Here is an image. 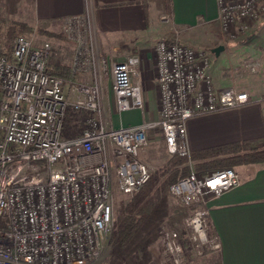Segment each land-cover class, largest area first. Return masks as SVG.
<instances>
[{"label": "built area", "instance_id": "2783aa9c", "mask_svg": "<svg viewBox=\"0 0 264 264\" xmlns=\"http://www.w3.org/2000/svg\"><path fill=\"white\" fill-rule=\"evenodd\" d=\"M86 2L85 14L67 18L64 27L66 36L78 45L72 74L81 63L107 61L82 45L87 34H96ZM217 4L228 42L247 37L264 21V0H217ZM155 56L158 121L112 127L103 115L100 68L91 81H73L66 89V78L50 70L49 42L36 44L20 34L11 58L0 49V264H88L97 259L113 231L115 188L134 195L151 179L141 151L155 125L161 127L169 154L188 160L190 173L169 190L181 204L199 205L188 224L200 255L222 248L219 235L208 234L210 203L238 187L240 175L234 167L198 172L187 122L257 100L236 78L258 73L264 58L248 55L230 65L227 74L232 83L218 88L207 50L161 38ZM140 64V55L133 53L111 66V89L119 111L144 107ZM258 100L264 101V94ZM70 109L87 113L86 126L77 135L65 136ZM164 243L174 264H189L181 259L177 232L165 231Z\"/></svg>", "mask_w": 264, "mask_h": 264}, {"label": "crops", "instance_id": "0c3cea01", "mask_svg": "<svg viewBox=\"0 0 264 264\" xmlns=\"http://www.w3.org/2000/svg\"><path fill=\"white\" fill-rule=\"evenodd\" d=\"M87 4L86 0H33L34 16L51 24L84 15ZM89 4L106 51L115 52L118 60L131 53L142 55V86L158 81L152 48L159 38L204 46L213 58L218 88L232 83L227 74L230 65L248 55L264 58V21L247 37L228 42L218 19L217 0H89ZM164 15L169 17L167 26L160 23ZM220 45L225 48L217 54L214 49ZM236 82L257 100L190 118L187 132L192 155L264 137V101L258 100L264 94V63L258 73L240 76ZM128 118L115 127L136 124ZM236 170L240 185L210 203V236L219 235L222 248L206 249L200 264H264V162L237 165ZM186 248L192 249V244Z\"/></svg>", "mask_w": 264, "mask_h": 264}, {"label": "rangeland", "instance_id": "374dc122", "mask_svg": "<svg viewBox=\"0 0 264 264\" xmlns=\"http://www.w3.org/2000/svg\"><path fill=\"white\" fill-rule=\"evenodd\" d=\"M0 19L6 21L0 22V49H8L9 35L7 21L26 23L30 29L17 34L16 37L24 34L32 38L36 44L50 43V63H64L70 66V75L63 76L68 82L66 89H69L70 83L73 81H91L94 70L100 68L104 92L103 115L110 126L115 127L127 115H129L128 119L135 123L158 121V81L154 79L149 80L143 86V109L128 110L132 112L127 113L126 111H119L115 107L114 95L111 89V66L115 61H118V57L115 52H108L103 48L97 31L95 35L94 32L91 33V36L87 34L85 36L86 40L82 45L85 46V49L92 48L95 54L105 56L107 61L100 65L97 61L81 63L79 69L75 70L74 74H72L71 67L78 45L76 41L69 39L64 32L66 19L51 24L41 22L34 16L33 0H0ZM160 23L164 26L168 25V22L163 19H160ZM14 41L15 38L13 44ZM155 45L152 48L154 52ZM190 46L196 49H205L202 45ZM135 54H139L142 57L140 53ZM240 86L242 87V85ZM86 118L87 113L85 111L70 109L67 112L65 120V136L79 134L86 126ZM147 134L149 142L142 149L141 158L148 164L151 170V179L134 195H124L117 187L115 188L114 223L118 220L119 216L125 213V209L130 203H136L137 201L139 203L137 204L138 206L149 207V210L146 211L134 234L124 245H119L116 241L112 240L114 229H116L113 225L112 233L104 241L101 255L88 264H174L173 258L167 252L164 243V232L169 230L179 234V242L183 249L181 255L182 261L189 264H200V256L202 255H200V249L197 248L192 239V231L188 224L190 216L199 205H183L170 193V185L166 183L169 173H165L167 171L165 166L168 161L174 159V156L170 155L167 151L160 126L155 125L148 130ZM227 167L237 169V166ZM195 169L198 172L204 171L198 168ZM180 176L178 175L177 178ZM208 234L210 235L209 230ZM189 243L192 244L193 248L187 250L186 246ZM190 252H193V254L191 255Z\"/></svg>", "mask_w": 264, "mask_h": 264}, {"label": "trees", "instance_id": "16d2710c", "mask_svg": "<svg viewBox=\"0 0 264 264\" xmlns=\"http://www.w3.org/2000/svg\"><path fill=\"white\" fill-rule=\"evenodd\" d=\"M167 4L169 7V2ZM0 22L3 23L6 21L0 19ZM7 22L9 43L8 49H5L4 52L8 58H11L14 38H16L17 34L28 31L30 27L23 22ZM50 70L60 76L70 75V66L64 63H50ZM173 156L174 159L168 161L165 166L167 170L165 173H169L166 179L168 185L175 182L178 179V175L182 177L190 173L187 158L178 155ZM191 158L194 161L195 168L199 170L264 162V137L206 149L192 155ZM137 204H139L137 201L136 203H130L125 209V213L119 216L118 220L114 223L116 229H114L112 240L116 241L119 245H124L134 234L146 211L149 210V207H142Z\"/></svg>", "mask_w": 264, "mask_h": 264}, {"label": "water", "instance_id": "95a60500", "mask_svg": "<svg viewBox=\"0 0 264 264\" xmlns=\"http://www.w3.org/2000/svg\"><path fill=\"white\" fill-rule=\"evenodd\" d=\"M224 46L223 45H220V46H218V47H216L215 49H214V52H216L217 54L218 53H220V51H222V50H224Z\"/></svg>", "mask_w": 264, "mask_h": 264}]
</instances>
